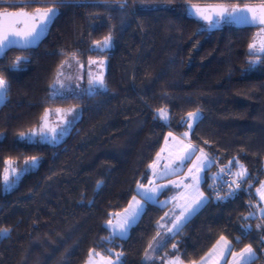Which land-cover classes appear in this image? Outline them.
I'll return each instance as SVG.
<instances>
[{"label": "trees", "instance_id": "1", "mask_svg": "<svg viewBox=\"0 0 264 264\" xmlns=\"http://www.w3.org/2000/svg\"><path fill=\"white\" fill-rule=\"evenodd\" d=\"M262 2L0 0V12L57 10L33 46L0 52V76L8 82L0 102V229L8 230L0 234V264H82L90 252L123 253L119 264H163L173 256L189 263L221 236L230 251L251 245V264H264V230L256 227L264 217L254 193L264 160V52L249 64L257 25L226 18L207 28L200 15L209 5ZM108 35V48H91ZM66 56L83 65L104 58V85L50 94ZM66 106L77 107L78 116L62 138L21 137L46 108ZM194 110L199 119L189 142L208 155L210 168L230 175L243 165L247 177L236 176V188L222 172L214 180L207 170L200 182L204 201L171 233L168 206L144 200L127 233L110 234L105 221L147 181L164 133L179 134ZM30 157H38L36 165L4 189V162L19 167Z\"/></svg>", "mask_w": 264, "mask_h": 264}, {"label": "rangeland", "instance_id": "2", "mask_svg": "<svg viewBox=\"0 0 264 264\" xmlns=\"http://www.w3.org/2000/svg\"><path fill=\"white\" fill-rule=\"evenodd\" d=\"M213 19L218 22L212 26H209L208 21L202 19L203 26L207 28L218 26L223 21V19L226 18L218 19V17L215 16L213 17ZM262 27L264 26H256V29L250 41V44L255 43V49L250 50V48L248 47V51L251 53V57L249 58L250 65L255 64L258 59V54L262 53L261 51H259L261 41H264V32H261ZM103 39H101L100 41H103ZM96 42L92 43V49L101 51L109 47H99L97 46ZM92 61H95V63H93ZM104 67L105 60L104 58L99 56L88 59L85 62V65H83V63L77 57L66 56L61 60L56 69V72L54 73L53 79L50 84V94H79L83 90L88 91L97 88L101 85L96 82L95 78L98 76L103 77ZM90 80H92L93 83L90 84ZM190 112H196V110ZM188 113L184 117V127L181 129L179 134H175L170 131H166L164 133L159 148L155 152L151 162L148 164L149 174L147 181L144 183L136 184L134 187L135 193L130 196L126 205L123 208L113 212L105 221V225L108 228L110 234H114L113 226L120 223L126 216V209H128L129 204L133 202V197H135L141 205L144 204V200L153 201L159 205H168L167 214H170V221L166 225V230L171 233L177 229L173 227L174 222L176 221L177 217L180 216L181 212L184 211L185 207L191 204L199 193H203L205 199L204 192L200 186V182L204 178L205 172L208 170V176L213 178L214 180L217 178L222 179V171L218 167L213 166L212 168H210L212 162L208 155V160L200 165V171L197 172L193 168V164L198 163L197 158L202 156L200 148L195 147L196 150L194 154L191 155L190 159L183 160V162L181 161L180 158L187 154L185 150L186 146L191 143L188 140L190 131L188 128V124L189 122L193 124L194 120H189ZM159 115L164 118V116H162L160 112ZM77 116L78 108L74 106L46 108L43 111L39 123L35 127L28 130L26 133H24L25 135L21 137L26 140L36 139L47 142H55L64 136ZM53 129L54 131H52ZM185 132L188 133L187 137L183 135ZM169 133H171V135H169ZM25 161L19 167H16L12 162L11 165L7 163L9 161L4 162V166L1 172L2 187L4 189L9 188L23 171L33 167V165L30 163L25 164ZM5 168H8L7 181L5 180ZM12 168L16 169L15 174H13L11 170ZM190 169H192L191 173L189 171ZM239 171L240 167L238 165V169L236 171H232L229 176L233 180H236L235 174ZM262 172V178L260 179L258 185L255 187L254 193L257 198L256 210L258 211V213H260V215L264 217V211H262V209H264V198H262L264 189L261 188V185L264 184V160L262 162ZM193 174L199 177L198 184L193 181ZM139 185H143V188H139ZM153 188L157 189V191H155L154 193H150L152 197L151 199H147L146 197L141 195V193L145 190ZM190 214L185 213L186 218ZM184 220L185 219H183L181 223ZM108 221L112 222L111 225L108 223ZM262 227L264 230V224L262 225ZM114 235L124 236L125 234L121 235L119 229L117 228ZM219 239L220 238H218L214 242L211 248L200 259L195 261L196 264H232L233 256L231 253L240 252L242 249L249 246L246 245L237 251H226L223 258H221L218 253L213 252V248L214 246H216V243ZM176 258L177 257L175 256L166 258L163 264H172V262L175 261ZM108 259L116 261V255L104 256L90 252L82 264H88L89 260H91V264H106ZM117 264H119V261L117 262ZM182 264H193V262H182Z\"/></svg>", "mask_w": 264, "mask_h": 264}, {"label": "snow or ice", "instance_id": "3", "mask_svg": "<svg viewBox=\"0 0 264 264\" xmlns=\"http://www.w3.org/2000/svg\"><path fill=\"white\" fill-rule=\"evenodd\" d=\"M57 10L55 8L49 7V8H37L35 9V14L29 13L24 10V7L21 6L19 11H8L7 8H4L3 12H0V50L7 47L9 44L12 43V40H10V37H22L24 40L29 41L32 39H35L39 35L38 29H43L47 27V25L55 18ZM239 12H247L250 13L249 16L243 17L245 22L253 24V25H262L264 26V2H262L258 7H252V6H245V8L241 9L239 6H231V9H229L226 6H219V11L215 12V15L217 17H234ZM201 18L208 21L209 26L214 25L218 21L213 19V15L211 14H204L203 12L200 13ZM39 21V24L36 23V21ZM24 24L25 28L20 29L17 28L16 25L18 24ZM30 24V26H29ZM261 32H264V27L261 28ZM111 35H108L104 37L103 41H97L96 44L99 47H108L111 43ZM256 45L255 43L250 44L249 48L250 50L255 49ZM259 51L264 52V41H261V46ZM20 57L16 58V62L19 63ZM95 63V61H92ZM96 82H98L101 86L104 85V80L102 76H98L95 78ZM89 83H93L92 80L89 81ZM8 88V82L3 78V76H0V99H3L6 97ZM162 116L166 118V110L160 109L158 110ZM189 120H197L199 119V110L196 112H189L188 113ZM193 127L192 123L189 122L188 128L191 130ZM54 131V129L52 130ZM21 136H24V133H20ZM171 135V133H169ZM185 137H187L188 133L185 132L183 134ZM207 143V141H205ZM186 152L187 154L183 157H181V161L190 159L191 155L195 152V146H193L191 143H189L186 146ZM202 156L198 157V163L193 164V168L198 172L200 171V165L203 164L205 161L208 160L207 154L204 153L203 149H200ZM38 161V157H30L28 160L25 161V164H32L33 166L36 165ZM9 165H11V162H7ZM231 163V162H230ZM237 163H239L237 161ZM206 166V165H205ZM240 171L237 172L235 175L241 179L244 180L247 177V170L244 168L243 165H239ZM13 174L16 173V169H11ZM5 180L7 181V174H8V168H5ZM190 173L192 172V169L189 170ZM193 181L198 184L199 183V177L193 174ZM233 183L236 185V188L240 187V184L237 181H233ZM139 188H143V185H139ZM261 188L264 189V184L261 185ZM157 191V189H148L141 193L142 196L146 197L147 199H151L150 193H154ZM198 191V189H197ZM259 191V190H258ZM231 195V193H229ZM219 198V197H218ZM262 198H264V193H262ZM204 199L203 193H199L198 196L192 201L191 204L187 205L184 209V211L181 212L180 216L177 217L176 221L174 222L173 227L179 229L180 223L183 219H186L185 213H191L196 210V207H199ZM143 209V205L140 204L139 201L136 200L135 197H133V202L129 204V208L126 209V216L124 219L118 223L117 225L113 226V233L115 234L116 229H119V232L121 235H124L128 231V227L132 222L135 221L136 217L140 214L141 210ZM264 211V209H262ZM246 219V218H245ZM108 223L111 225V221H108ZM257 228H261L262 226L260 224L256 225ZM7 229H0V234L7 232ZM171 231V230H170ZM151 247V245H150ZM175 248L176 246L173 245ZM230 242L223 236L220 237V239L217 241L216 246L213 248V252H216L219 254L221 258H223L224 253L226 251H230ZM233 256L232 264H251L252 259L255 255L251 245L245 247L240 252H232ZM91 255V254H90ZM98 255V254H97ZM123 255V253H117L116 254V261H113L111 259H108L106 264H117L118 261H120V257ZM145 259H151L148 253H145ZM88 264H91V260H89ZM172 264H182V262L179 260V257L176 258L175 261L172 262ZM193 264H196V262H193Z\"/></svg>", "mask_w": 264, "mask_h": 264}, {"label": "water", "instance_id": "4", "mask_svg": "<svg viewBox=\"0 0 264 264\" xmlns=\"http://www.w3.org/2000/svg\"><path fill=\"white\" fill-rule=\"evenodd\" d=\"M259 5L260 4L254 5V6H252V5H246V6L258 7ZM219 6H222V5H209V6H207V8L209 10L208 14H211V15H213V17H215L216 16L215 12L219 11ZM240 8L243 9V8H245V6H242ZM14 11H19V10H14ZM33 14H35V12ZM250 15L251 14L247 13V12H239L234 17L225 16V17H219V18H228L229 20L232 19L234 21L245 22L243 17H245V16H249L250 17ZM36 23L39 24V21L37 20ZM29 26H30V24H29ZM16 27L20 28V29H24L25 25L21 23V24L16 25ZM38 31H39V35L37 37H35V39L29 40V41L24 40L22 37H10V40H12V43L9 44L4 49L12 48V47H14V48H24V47L33 46L36 43L38 37L42 35L43 29H38ZM4 49L0 50V52L3 51Z\"/></svg>", "mask_w": 264, "mask_h": 264}, {"label": "built area", "instance_id": "5", "mask_svg": "<svg viewBox=\"0 0 264 264\" xmlns=\"http://www.w3.org/2000/svg\"><path fill=\"white\" fill-rule=\"evenodd\" d=\"M223 173V175L226 177V180H227V182H229V183H231V184H233V185H235L234 183H233V181H237V180H233L226 172H222ZM238 182V181H237ZM258 215V214H257Z\"/></svg>", "mask_w": 264, "mask_h": 264}, {"label": "crops", "instance_id": "6", "mask_svg": "<svg viewBox=\"0 0 264 264\" xmlns=\"http://www.w3.org/2000/svg\"><path fill=\"white\" fill-rule=\"evenodd\" d=\"M168 206V205H167ZM168 208V207H167ZM170 216V215H169Z\"/></svg>", "mask_w": 264, "mask_h": 264}]
</instances>
